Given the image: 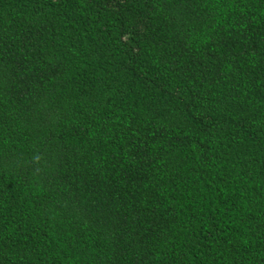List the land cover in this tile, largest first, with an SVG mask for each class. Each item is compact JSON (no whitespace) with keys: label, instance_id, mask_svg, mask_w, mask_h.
<instances>
[{"label":"trees","instance_id":"obj_1","mask_svg":"<svg viewBox=\"0 0 264 264\" xmlns=\"http://www.w3.org/2000/svg\"><path fill=\"white\" fill-rule=\"evenodd\" d=\"M0 264H264V0H0Z\"/></svg>","mask_w":264,"mask_h":264}]
</instances>
